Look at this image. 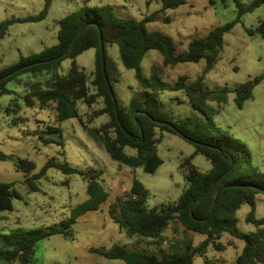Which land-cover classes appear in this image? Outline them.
Wrapping results in <instances>:
<instances>
[{
  "label": "rangeland",
  "instance_id": "1",
  "mask_svg": "<svg viewBox=\"0 0 264 264\" xmlns=\"http://www.w3.org/2000/svg\"><path fill=\"white\" fill-rule=\"evenodd\" d=\"M240 1L243 5H249L254 0ZM45 3L46 0H0V22L38 15L43 11ZM106 5H110L118 16L138 20L162 8L158 0H53L44 20L18 22L9 27L0 42V70L17 63L21 56L39 53L55 45L58 42L61 18L84 6L94 8ZM237 15L238 8L234 0H190L177 9L167 10L161 15V20L149 23L148 29L171 36L177 51L183 52L188 49L192 39L205 38L211 30L232 22ZM166 17L171 22H164ZM261 19H264V7L244 15L242 21L225 35L220 60L205 76L208 87L228 86L234 89L238 84L264 75V37L258 33L250 35L247 31L255 30ZM107 52L108 69L119 103L124 106L134 98L143 97L144 90L136 78V72L125 68L121 61L119 46L108 44ZM95 56V49H90L77 58V63L90 76L96 68ZM163 62L164 57L158 50H149L141 61L143 77L151 79L154 67L159 66L163 82L172 86L180 76L196 79L203 74L207 65L205 59L198 63L169 66H164ZM70 67L71 60H64L61 73L66 74ZM49 78L48 74L38 77L25 75L23 81H41L45 86ZM9 88L15 94L0 98V151L33 160L37 166L35 173H40L50 159L67 162L84 171L94 169L100 174L99 182L110 194L100 210L89 211L70 224L73 239L57 234L40 240L35 248L33 264H125L123 260L107 259L91 252L90 248L103 246L111 249L119 244L126 245L131 251L172 256L184 253L189 240L199 245L205 239L204 235L187 231L181 224L173 222L165 231L162 242H145L148 239L127 235L109 215L116 198L125 197L130 192L134 175L150 191L146 203L148 209L178 201L188 185L186 171L182 167L183 159L195 151L190 141L179 134L164 133L158 147L163 164L158 171L155 174H147L141 168L134 171L112 159L94 130L106 123L108 117L101 116L92 123L89 121L93 111L103 107L102 99L92 107L83 102L78 103L84 123L74 118L56 124L60 129L50 131L48 126L55 125L54 104L42 106L36 102L34 107H29L24 100V96L29 93L26 84L11 82ZM90 90L94 92V87L91 86ZM158 98L163 109L175 119L192 117L197 122H205L204 114L190 104L184 91L165 90ZM18 104V111H13ZM211 105L219 108L215 117L216 125L245 142L252 152L254 166L264 173V79L255 87L253 97L242 108L236 104L234 91L226 104L219 107L213 101ZM126 151L135 154L131 148ZM193 163L203 172L212 168V163L203 155H197ZM0 182L14 183L23 197L14 200L13 211L0 212V247H4V235L15 229L32 230L60 225L63 221L70 222L77 207L89 198L88 179L85 176L66 175L56 168H50L37 181L39 191H32L26 183V176L16 170L13 161H0ZM250 211L251 206L245 204L237 212L238 226L245 233L257 229L246 220ZM256 216L264 217L263 193L256 197ZM221 241L225 247L223 251L210 248L206 255L196 257L194 264H205L207 259L214 260L216 264H235L245 242L228 233L223 235ZM0 264L9 263L0 260Z\"/></svg>",
  "mask_w": 264,
  "mask_h": 264
},
{
  "label": "trees",
  "instance_id": "2",
  "mask_svg": "<svg viewBox=\"0 0 264 264\" xmlns=\"http://www.w3.org/2000/svg\"><path fill=\"white\" fill-rule=\"evenodd\" d=\"M158 1L162 8L141 20L118 16L110 5L94 8L84 6L61 18L58 42L55 45L46 47L39 53L21 56L17 63L0 70V98L15 94L9 88L11 82L26 84L29 93L24 96V100L29 107H34L36 102L42 106L54 104L55 125L48 126L50 131L60 129L56 124L74 118L84 123L78 103L83 102L92 107L102 99L103 107L94 110L89 119L92 123L101 116L108 117L106 123L94 129L101 138L102 145L113 160L132 169L141 168L147 174H155L163 164L158 147L164 133L179 134L194 145V153L185 157L182 162L188 185L178 201L148 209L146 203L150 191L135 177L130 192L125 197L116 198L109 215L129 236L136 235L152 242H162L165 231L173 222L181 224L187 231L204 235L205 239L199 245L189 240L184 253L172 256L131 251L126 245L119 244L111 249L103 246L92 247L91 252L107 259L123 260L125 264H194L195 258L206 255L210 248L223 251L225 247L221 239L228 233L245 242L235 264H264V217L256 216V197L260 193L264 194V173L254 166L249 146L216 125L215 117L219 108L211 105L213 101L219 107L226 104L234 91L236 104L242 108L253 97L254 89L262 82L264 75L238 84L234 89L228 86L210 88L205 83L206 74L220 60L225 46V35L242 21L244 15L264 7V0H254L249 5L234 0L238 8L236 19L214 28L205 38L192 39L188 49L183 52L177 51L171 36L150 31L148 24L161 20V15L167 10L177 9L188 4L190 0ZM52 2L53 0H46L43 11L38 15L0 22V42L12 24L44 20ZM163 21L169 23L171 19L166 17ZM247 31L250 35L258 33L264 37V19L259 21L255 30ZM102 38L105 44V60ZM108 44L119 46L124 67L136 72V78L144 90L143 97L134 98L124 106L119 103L108 69ZM90 49L96 51V68L92 76L77 63L78 56ZM152 49L163 55L164 66L198 63L203 59L207 65L203 74L196 79L180 76L174 85L167 86L162 80V69L159 66L154 67L151 79L142 75L141 61ZM66 59L71 60V67L63 74L61 66ZM44 74L50 75L45 86L41 81H23L25 75L38 77ZM90 85L94 87V92H91ZM165 90L184 91L190 104L204 114L205 122H197L192 117L175 119L166 112L158 98ZM17 107L19 108V104L12 110L17 112ZM127 148L133 149L135 154H129ZM197 155H203L212 163L209 171L203 172L193 163ZM8 160L13 161L16 170L26 176V183L32 191H39L37 181L50 168H56L66 175L85 176L88 179L89 195L88 200L77 207L70 222L63 221L60 225L32 230L18 228L4 235L0 260L9 264H33L35 248L40 240L57 234L73 239L69 230L70 224L89 211L100 210L110 196L98 180L100 174L94 169L84 171L70 166L67 162L50 159L40 173H35L37 166L33 160L0 151V161ZM22 198L14 183L0 182V212L13 211L14 200ZM245 204L251 206L246 220L257 228L250 233L241 231L238 226L237 212ZM205 264L216 263L207 259Z\"/></svg>",
  "mask_w": 264,
  "mask_h": 264
},
{
  "label": "water",
  "instance_id": "3",
  "mask_svg": "<svg viewBox=\"0 0 264 264\" xmlns=\"http://www.w3.org/2000/svg\"><path fill=\"white\" fill-rule=\"evenodd\" d=\"M101 42H102L103 59L105 60V44H104L103 38L101 39Z\"/></svg>",
  "mask_w": 264,
  "mask_h": 264
},
{
  "label": "crops",
  "instance_id": "4",
  "mask_svg": "<svg viewBox=\"0 0 264 264\" xmlns=\"http://www.w3.org/2000/svg\"><path fill=\"white\" fill-rule=\"evenodd\" d=\"M133 170H134V169H133ZM134 171H135V170H134ZM134 178H135V175H134V177L132 178V184H133V180H134ZM82 216H83V215H81L80 218H81ZM80 218H79V219H80ZM123 231H124V230H123ZM125 232H126V231H125ZM126 233H127V232H126ZM127 235H128V234H127ZM144 241L146 242V241H149V240H144ZM140 243L142 244L141 241H140Z\"/></svg>",
  "mask_w": 264,
  "mask_h": 264
}]
</instances>
